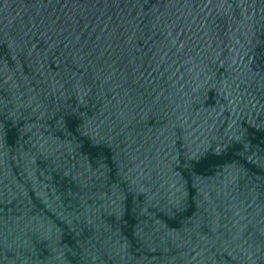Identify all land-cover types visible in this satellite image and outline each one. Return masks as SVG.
<instances>
[{
    "label": "water",
    "instance_id": "obj_1",
    "mask_svg": "<svg viewBox=\"0 0 264 264\" xmlns=\"http://www.w3.org/2000/svg\"><path fill=\"white\" fill-rule=\"evenodd\" d=\"M0 264H264V0H0Z\"/></svg>",
    "mask_w": 264,
    "mask_h": 264
}]
</instances>
